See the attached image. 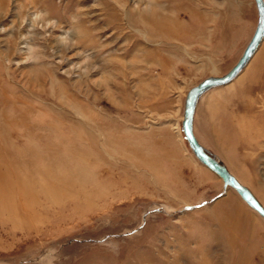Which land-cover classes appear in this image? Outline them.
Wrapping results in <instances>:
<instances>
[{
	"label": "rangeland",
	"instance_id": "374dc122",
	"mask_svg": "<svg viewBox=\"0 0 264 264\" xmlns=\"http://www.w3.org/2000/svg\"><path fill=\"white\" fill-rule=\"evenodd\" d=\"M256 16L253 0H0V264H264V219L180 127ZM192 129L264 206V37L199 93Z\"/></svg>",
	"mask_w": 264,
	"mask_h": 264
},
{
	"label": "water",
	"instance_id": "95a60500",
	"mask_svg": "<svg viewBox=\"0 0 264 264\" xmlns=\"http://www.w3.org/2000/svg\"><path fill=\"white\" fill-rule=\"evenodd\" d=\"M253 1L257 13L256 24L240 56L235 61V63L222 75L206 76L187 89L183 100L180 127L189 149L199 160V162H201L210 171L220 177L224 186L232 187L240 196V198L264 219L263 205L257 200V198L247 186L240 183L237 178L231 172H229L223 163H221L211 152L201 145L194 135L192 129L193 111L199 93L208 87L229 82L245 65L264 34V2L263 0Z\"/></svg>",
	"mask_w": 264,
	"mask_h": 264
},
{
	"label": "bare ground",
	"instance_id": "6f19581e",
	"mask_svg": "<svg viewBox=\"0 0 264 264\" xmlns=\"http://www.w3.org/2000/svg\"><path fill=\"white\" fill-rule=\"evenodd\" d=\"M263 37H264V34H263L261 40L263 39ZM261 40H260V42H261ZM260 42H259V43H260ZM259 43H258V45H259ZM258 45H257V47H258ZM257 47H256V49H257ZM256 49H255V50H256ZM255 50H254V52H255ZM254 52L251 54V56L254 54ZM251 56L249 57V59L251 58ZM249 59L247 60V62L249 61ZM247 62H246V63H247ZM246 63H245V65H246ZM245 65H244V66H245ZM244 66H243V67H244ZM243 67H242V68H243ZM242 68H241V69H242ZM235 76H236V75H235ZM235 76H234V77H235ZM234 77H233V78H234ZM233 78H232V79H233ZM232 79H231V80H232ZM231 80H230V81H231ZM230 81H229V82H230ZM194 110H195V107H194ZM193 114H194V111H193ZM219 178H220V177H219ZM220 179H221V178H220ZM225 187H230V186H225ZM230 188H232V187H230ZM263 207H264V206H263ZM251 209H252V208H251ZM254 211H255V210H254Z\"/></svg>",
	"mask_w": 264,
	"mask_h": 264
},
{
	"label": "crops",
	"instance_id": "0c3cea01",
	"mask_svg": "<svg viewBox=\"0 0 264 264\" xmlns=\"http://www.w3.org/2000/svg\"><path fill=\"white\" fill-rule=\"evenodd\" d=\"M192 120H193V117H192Z\"/></svg>",
	"mask_w": 264,
	"mask_h": 264
}]
</instances>
